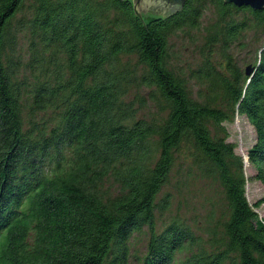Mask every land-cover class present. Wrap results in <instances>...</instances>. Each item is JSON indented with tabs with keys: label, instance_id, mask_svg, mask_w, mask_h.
Instances as JSON below:
<instances>
[{
	"label": "trees",
	"instance_id": "obj_1",
	"mask_svg": "<svg viewBox=\"0 0 264 264\" xmlns=\"http://www.w3.org/2000/svg\"><path fill=\"white\" fill-rule=\"evenodd\" d=\"M198 29L200 62L179 68L173 37ZM238 114L264 185V8L0 0V264H264V217L226 127ZM168 186L190 194L186 214L158 229ZM146 229V252H131Z\"/></svg>",
	"mask_w": 264,
	"mask_h": 264
},
{
	"label": "rangeland",
	"instance_id": "obj_2",
	"mask_svg": "<svg viewBox=\"0 0 264 264\" xmlns=\"http://www.w3.org/2000/svg\"><path fill=\"white\" fill-rule=\"evenodd\" d=\"M210 17H212L211 12H207L205 15L204 23H206ZM203 29V28H201ZM203 36V31L198 29L194 30V33L191 35H188L186 33L180 32L179 36L173 37V43L175 45V57H174V63L176 66L184 67L189 69L191 66L196 65L200 62V55L197 51L199 46L195 45V41L199 40ZM199 37V38H198ZM235 53L239 58H249V53L246 50L240 51L239 49H236ZM185 70V71H186ZM197 90V87L194 88ZM156 111V108L153 103H150L148 107H145L141 109L138 112L137 117H145L151 119L153 112ZM226 127L228 131L230 132L229 140H232L237 143V151L241 153L245 159V153L247 155L249 148L252 146L255 140V130L253 126L250 124L249 120L245 115L238 114L232 121L226 122ZM246 173L248 177V183H247V195L249 198V201L252 205L256 207L257 212L259 213L260 217H264V185L261 181L254 178L256 174V168L250 163H246ZM178 177V176H177ZM176 181V177L174 179ZM203 182H197L196 188L199 186L201 189L204 187V185H200ZM105 188H109L112 191L115 190L116 187H113V185L108 181H106ZM207 189V188H206ZM171 190L174 194L173 197V204L169 210H166L165 212L158 211L157 212V228L161 229L164 226V223L166 219L173 216L174 214H186L185 207L180 205L181 200H184V198L190 196L188 192L179 193L175 187L168 186L165 188L164 192H167ZM203 190V189H202ZM198 195V196H197ZM195 198L198 199H192V202L198 201L199 206V212L204 213L203 205H204V196L200 193L197 194ZM196 204V203H195ZM181 207H180V206ZM188 215V214H187ZM148 241V234L147 229L146 232L144 231L142 234H135V237L131 241V252L144 254L146 252V244ZM133 258V257H132ZM131 258V264H133V259Z\"/></svg>",
	"mask_w": 264,
	"mask_h": 264
},
{
	"label": "water",
	"instance_id": "obj_3",
	"mask_svg": "<svg viewBox=\"0 0 264 264\" xmlns=\"http://www.w3.org/2000/svg\"><path fill=\"white\" fill-rule=\"evenodd\" d=\"M135 11L141 15L143 11H152L164 15L174 14L184 7L186 0H132ZM228 3H234L237 6L249 5L255 9L264 8V0H225ZM248 68V73H251ZM248 158V155H247ZM247 158L245 162L247 163ZM249 161V159H248Z\"/></svg>",
	"mask_w": 264,
	"mask_h": 264
},
{
	"label": "bare ground",
	"instance_id": "obj_4",
	"mask_svg": "<svg viewBox=\"0 0 264 264\" xmlns=\"http://www.w3.org/2000/svg\"><path fill=\"white\" fill-rule=\"evenodd\" d=\"M245 156H246V158H247V155H246V153H245ZM247 163L249 164L248 158H247Z\"/></svg>",
	"mask_w": 264,
	"mask_h": 264
}]
</instances>
